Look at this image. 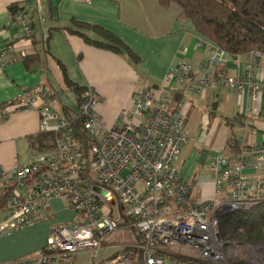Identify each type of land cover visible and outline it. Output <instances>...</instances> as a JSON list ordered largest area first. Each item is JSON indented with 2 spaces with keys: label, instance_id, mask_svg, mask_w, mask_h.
Masks as SVG:
<instances>
[{
  "label": "built area",
  "instance_id": "built-area-1",
  "mask_svg": "<svg viewBox=\"0 0 264 264\" xmlns=\"http://www.w3.org/2000/svg\"><path fill=\"white\" fill-rule=\"evenodd\" d=\"M12 18L20 25L21 36L30 39L32 20L25 10L14 11ZM196 45L210 48L198 90L209 84L243 88L246 80L240 76H209L211 68L224 61L226 52L201 36ZM5 50L12 52L11 41H7ZM259 55L258 51L246 54L249 70ZM234 56L237 62L240 55ZM188 73L185 63L171 65L163 83L138 89L132 110L121 114L109 127L102 124L95 111L97 95L85 87L84 101L76 105V117L94 138L86 162L70 121L51 104L35 107L34 99L25 93V98L3 108V113L17 107L35 108L39 131L53 134V147L37 150L26 162L10 169L0 166V194L8 192L0 208L4 213L0 235L44 221L45 209L53 198H65L75 212L71 224L53 225L43 247L12 264H49L52 260L73 264L74 254L81 250L96 255L124 219L125 228L134 230L139 240L118 245L115 257L102 264H134L126 255L131 252L126 248L133 247L139 250L143 264H222L218 219L227 211L248 208L264 197V146L249 143L244 122L240 149L210 160L212 197L191 202L189 180L174 165L188 140V105L179 102L169 108L170 94L166 92L173 78L182 83ZM251 76L249 72L247 78ZM250 83L264 89V74ZM41 96L47 100L46 92ZM249 112L255 116L259 108L253 106ZM232 141L229 139L227 145H233ZM250 167L257 173H249ZM242 264H264V256L253 252Z\"/></svg>",
  "mask_w": 264,
  "mask_h": 264
},
{
  "label": "crops",
  "instance_id": "crops-1",
  "mask_svg": "<svg viewBox=\"0 0 264 264\" xmlns=\"http://www.w3.org/2000/svg\"><path fill=\"white\" fill-rule=\"evenodd\" d=\"M13 5L25 10L31 18L34 42L21 36V27L12 18L10 7ZM82 22L99 25L119 37L139 58L138 62L133 64L125 53L90 45L69 30L75 23ZM90 32L88 30L87 34L94 37ZM198 36L192 23L181 17L176 4L161 7L158 0H91L90 3L84 0H0V166L10 169L26 162L37 151L31 147L29 137L39 132L35 108L17 107L3 113L4 107H10H3L4 103L16 101V104L29 93L35 107L49 103L56 109L58 105L60 112L63 107L70 113L76 110L73 91L65 85L62 69L70 82L93 90L98 97L95 111L102 124L109 127L121 114L132 110L138 89L156 88L154 86L163 83L171 65L185 63L189 73L184 81L173 78L166 90L170 95L179 94V102L188 105L187 123L185 121L188 140L174 165L178 173L189 180L190 195L192 186L197 187V184H203L212 192L213 177L211 172L202 175L204 166L218 154L235 153L232 145H227L229 139L240 142L243 134L235 116L242 114L248 118L245 132L249 143L264 146V89H256L250 83L260 80L264 74V54L259 55L250 70L246 55H240L235 62L236 56L230 54L211 68V78L226 74L246 80L241 90L227 87L228 92L221 95L215 93V86H220L217 84L198 90L197 82L205 71L204 63L210 53L207 45H196ZM7 41L12 43V52L5 50ZM22 53H38L37 60L27 68L21 60ZM249 72L250 79L247 78ZM43 92L47 93V100L41 96ZM50 100H55L56 104ZM223 105L227 106L219 113ZM253 106L259 108L255 116L249 112ZM221 123L223 129L216 139H211ZM234 127L238 129V136L233 132ZM195 133L199 134L198 138ZM247 154L252 161V153ZM248 172L257 173L253 167L248 168ZM199 199L209 198L200 196ZM45 211L44 221L0 235V264H12L33 255L45 245L53 225L71 224L75 217L68 201L62 198L51 199ZM3 217L0 211V220ZM120 237L121 233H113L96 255L89 250L76 252L73 264H102L112 259L122 242L118 240ZM49 264L60 263L52 260Z\"/></svg>",
  "mask_w": 264,
  "mask_h": 264
},
{
  "label": "trees",
  "instance_id": "trees-1",
  "mask_svg": "<svg viewBox=\"0 0 264 264\" xmlns=\"http://www.w3.org/2000/svg\"><path fill=\"white\" fill-rule=\"evenodd\" d=\"M158 3L161 7H167L171 3L176 4L179 7L181 17L192 23L199 36L209 40L227 54L246 55L254 51L264 54V0H158ZM15 9L20 8L14 5L10 7L13 12L16 11ZM69 30L79 34L90 45L114 53H125L133 64L139 60L119 37L99 25L75 23L74 27L69 28ZM88 30L95 36H89ZM30 39L34 42L33 34ZM37 54H25L21 58L27 68L31 66L32 61L37 60ZM62 72L65 85L73 91L76 105H81V102L84 101L85 87L70 82L63 69ZM179 99L180 96L177 93L170 95L169 108H174ZM15 102L4 103L3 107L15 104ZM76 105H74L75 109ZM61 111L70 121L73 132L80 142L82 159L86 162L91 156L90 147L94 138L84 129L81 118L76 117V110L70 113L66 107H63ZM246 118V116L238 114L235 116V121L238 125H243ZM227 124L230 122L227 121ZM29 143L35 150L52 148L53 134L39 131L29 137ZM232 143L231 150L238 151L240 142L234 140ZM7 196L8 192L0 194V208L5 203ZM125 222L126 219L119 224V229L134 233V230L125 228ZM263 228L264 197L248 208L225 212L219 217L217 223V231L221 240L236 241L240 244L264 245ZM136 237L139 240V236L136 235ZM126 250L131 251L130 254L127 253L126 255L132 258L134 264H143L137 248H126ZM135 255H137V260L133 258Z\"/></svg>",
  "mask_w": 264,
  "mask_h": 264
},
{
  "label": "rangeland",
  "instance_id": "rangeland-1",
  "mask_svg": "<svg viewBox=\"0 0 264 264\" xmlns=\"http://www.w3.org/2000/svg\"><path fill=\"white\" fill-rule=\"evenodd\" d=\"M206 86H204V88H206ZM216 87V91L215 93L217 94H226V92H228V88L227 87H223V86H215ZM172 90V89H171ZM52 101V103H55V100H50ZM58 109V105H55ZM227 106V105H223V107L218 109V112H222L223 108ZM59 110V109H58ZM225 112V111H224ZM224 114V113H223ZM187 123V121H186ZM188 127V126H187ZM187 127L185 125V131L187 133ZM223 129V124L221 123L218 127L216 126L215 128V134L211 139H216L217 135L219 134V132ZM233 132L235 133L236 136H238V129L236 127L233 128ZM197 134V135H196ZM198 133H195L196 138H198ZM187 144V143H186ZM186 144H183L180 153L178 154L177 158H180L182 153H183V149L186 147ZM177 158L176 161L177 162ZM175 164V163H174ZM212 168L210 166V162L206 164V166H204V171L202 173L203 176H207L210 174ZM197 189L199 190V192L197 191ZM208 190V191H207ZM200 193V194H199ZM200 196H202V198L204 197H212V192L211 190H209L208 188L204 187L203 184H197V187L192 186V192L191 195H189V199L191 202H195L196 200H198L200 198ZM63 201H65L66 199L62 198ZM264 229V228H263ZM117 233H121L122 237H120L118 240L122 241L120 244H130V243H137L138 239H136V235L130 231H123L122 229H118V231H116ZM223 241V245H222V255H223V262L222 264H242L244 261H247L251 255V253L256 252L257 254L263 255L264 256V245H260V244H252V243H245V244H240L236 241H226V240H222ZM133 258L135 260H137V255L133 256Z\"/></svg>",
  "mask_w": 264,
  "mask_h": 264
},
{
  "label": "water",
  "instance_id": "water-1",
  "mask_svg": "<svg viewBox=\"0 0 264 264\" xmlns=\"http://www.w3.org/2000/svg\"><path fill=\"white\" fill-rule=\"evenodd\" d=\"M154 87H156V86H154ZM93 190L97 191L98 188L97 187H93ZM102 194L105 195V191H102Z\"/></svg>",
  "mask_w": 264,
  "mask_h": 264
}]
</instances>
